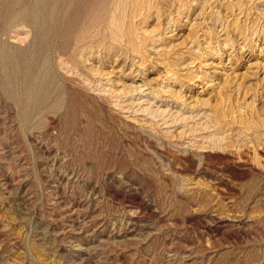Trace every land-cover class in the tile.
<instances>
[{
  "label": "rangeland",
  "instance_id": "obj_1",
  "mask_svg": "<svg viewBox=\"0 0 264 264\" xmlns=\"http://www.w3.org/2000/svg\"><path fill=\"white\" fill-rule=\"evenodd\" d=\"M0 264H264V0H0Z\"/></svg>",
  "mask_w": 264,
  "mask_h": 264
}]
</instances>
